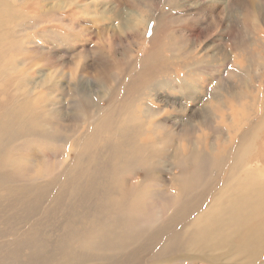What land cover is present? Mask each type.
I'll return each mask as SVG.
<instances>
[{
  "label": "bare ground",
  "instance_id": "bare-ground-1",
  "mask_svg": "<svg viewBox=\"0 0 264 264\" xmlns=\"http://www.w3.org/2000/svg\"><path fill=\"white\" fill-rule=\"evenodd\" d=\"M148 6L117 17L143 37ZM158 24L144 58L135 64L137 57L126 54L113 72L99 46L76 52L67 69L49 58L38 76L28 63L21 78L0 67V264H139L143 252L155 264H211L216 251L264 260V171L241 170V156L221 179L228 163L214 157L216 141L208 149L204 127L209 116L213 123L232 116L205 103L190 112L183 107L190 81L160 74L179 63L173 49L164 54ZM56 31L39 33L54 47L61 42ZM16 37L14 30L1 34L0 64L6 51L18 52ZM163 88L181 95L159 99ZM207 92L197 99L213 98ZM66 139L74 161H52ZM40 167L61 170L39 182L32 171ZM134 169L139 180L131 178ZM5 232L11 238L1 241Z\"/></svg>",
  "mask_w": 264,
  "mask_h": 264
},
{
  "label": "rangeland",
  "instance_id": "rangeland-1",
  "mask_svg": "<svg viewBox=\"0 0 264 264\" xmlns=\"http://www.w3.org/2000/svg\"><path fill=\"white\" fill-rule=\"evenodd\" d=\"M0 3L4 4L3 10L0 4V36L4 31L11 33L14 30L17 33L14 42L20 45L17 47V53L8 50L1 55L0 67L11 68L9 74L14 78L24 76L28 70L26 63L31 67L30 71L34 76L39 75L40 71L37 69L42 68V64L47 61H60L67 69L68 61L76 60L75 55L80 50L90 52L97 46L107 59L111 72L116 69L114 66L121 64L126 54L137 57L135 64H138L144 58L157 21L164 22L163 25L158 24L157 40H161V45H164V54L171 55L173 52H168L169 49L176 52L179 64L176 67L169 65L160 74L169 77L176 75L182 79L187 77L190 81L184 85L186 104L183 103V107L190 112L204 107L202 104L205 103L207 106H213L215 112L225 115V118L232 116L230 121L223 119V122L220 120L219 123H213L209 116L210 121L204 127V133L208 136V149L210 142L216 141L219 146L214 152V157L228 163L222 170L221 179L227 177L232 162H235L236 158L238 161L241 156V170L259 168L264 171V0H0ZM142 3L151 6L146 16L149 20L143 37L141 32L133 35L117 17L119 13L130 17L134 11L133 15H136V12L142 14ZM53 5L56 7H52ZM152 11V17L149 18ZM52 29L57 30L61 38V44L58 42L54 47L50 44L51 39L44 38V34L39 33ZM22 45L29 49L26 52L20 50ZM49 47L53 49L51 52H48ZM183 61H188L189 66L181 65ZM184 67L189 69H183ZM11 89L10 86L6 87L8 94H11ZM206 90L210 91L213 98L198 100L197 98L208 93ZM169 92L170 89L166 88L159 90L158 98H166ZM170 94L177 98L181 95L178 90ZM0 98L4 99V95L1 94ZM160 103L158 102L159 105ZM177 111H169V114ZM58 144L61 146H55L54 152L51 153L55 155H50L52 161L64 159L65 165L74 161L71 152H68L72 146L71 142L66 139ZM247 146V149L242 150ZM60 170L43 173L45 170L40 167L32 173L35 177L38 176L39 182H43L48 175L50 176L47 179L57 178ZM132 171L131 178L139 180L142 176L141 170ZM174 171L178 172V169ZM165 185L169 187V184ZM1 191L4 194V191ZM27 224L20 225L18 232L28 228ZM158 225L160 224H155ZM8 238H11V235L6 232L1 235V241ZM110 250L111 253L114 251ZM105 252V249L100 251L101 254ZM218 252L214 253L216 257L211 264H264L262 258L247 262L241 255L220 256ZM143 253L140 256L142 259H138L139 264L156 263L147 262L148 256L146 252ZM189 263V260L183 258L176 264ZM160 264L175 263L167 261ZM193 264L209 263L194 261Z\"/></svg>",
  "mask_w": 264,
  "mask_h": 264
}]
</instances>
